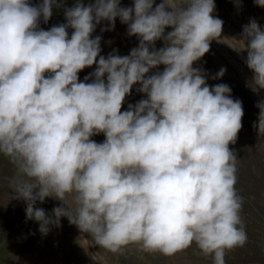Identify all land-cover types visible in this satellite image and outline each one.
Listing matches in <instances>:
<instances>
[{"label":"clouds","instance_id":"1","mask_svg":"<svg viewBox=\"0 0 264 264\" xmlns=\"http://www.w3.org/2000/svg\"><path fill=\"white\" fill-rule=\"evenodd\" d=\"M63 5L0 0V157L12 168L11 199L24 201L42 235L64 217L112 253L134 245L171 256L195 245L212 264H225L227 252L248 240L239 158L229 148L244 112L228 85L206 83L225 68L209 75L194 67L222 32L214 0ZM54 7H63L65 23L40 28ZM117 18L139 42L128 55L105 57L101 36L92 34L104 21L100 31H111ZM240 40L252 72L246 86L257 93L264 28L251 19ZM134 85L144 98L122 111ZM256 107L255 148L264 152V100ZM101 133L103 142L91 139ZM45 198L60 201L50 214L36 207Z\"/></svg>","mask_w":264,"mask_h":264},{"label":"rangeland","instance_id":"2","mask_svg":"<svg viewBox=\"0 0 264 264\" xmlns=\"http://www.w3.org/2000/svg\"><path fill=\"white\" fill-rule=\"evenodd\" d=\"M38 4L41 0H29ZM75 0H64L63 7H71ZM85 4L91 0H83ZM158 4L160 0H155ZM122 7H131L132 0H120ZM215 9L212 13L223 21L219 40H212L210 51L194 67H203L214 75L221 67L226 69L220 79H208L209 86L226 84L231 88V97L242 102L244 115L242 128L235 144L229 148L237 153L239 158L237 184L238 193L244 198L241 212L248 240L243 247H237L225 255V264H264V152L257 151L256 129L259 109L256 104L264 100V90L254 93L247 82L251 80L252 72L247 68L244 58L245 51L238 52L243 47L240 40L242 27L251 19L264 28V7L256 0H214ZM63 7L53 8V15L45 24L40 22V28L48 30L54 25L65 23ZM101 27H107V22L97 26L93 37L101 36V55H107L113 50L118 55H128L132 48L137 47L138 38L127 34V25L117 18L111 31L101 32ZM166 29L165 31H170ZM71 29L68 30L69 36ZM163 46L162 41H156L155 47ZM95 65L78 73L79 80L94 71ZM163 66L152 69L151 72L162 71ZM134 85L131 94L126 97L122 111L128 104H135L144 98L136 91ZM97 143L104 141L101 133L91 137ZM12 174L11 165L0 157V264H212L211 257L203 256L195 245L187 250L171 256L160 253H150L129 246L121 252L112 253L99 246L91 244V237L62 217L59 228L52 227L47 235H42L39 224L27 220L23 200L11 199L9 177ZM60 205V201L45 198L36 207L43 208L46 213Z\"/></svg>","mask_w":264,"mask_h":264}]
</instances>
